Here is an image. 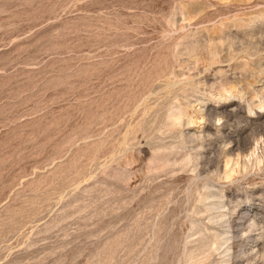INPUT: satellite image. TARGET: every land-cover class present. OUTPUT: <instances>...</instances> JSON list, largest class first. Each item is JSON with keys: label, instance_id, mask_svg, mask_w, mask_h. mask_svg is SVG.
<instances>
[{"label": "rangeland", "instance_id": "1", "mask_svg": "<svg viewBox=\"0 0 264 264\" xmlns=\"http://www.w3.org/2000/svg\"><path fill=\"white\" fill-rule=\"evenodd\" d=\"M0 264H264V0H0Z\"/></svg>", "mask_w": 264, "mask_h": 264}]
</instances>
